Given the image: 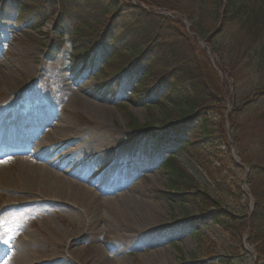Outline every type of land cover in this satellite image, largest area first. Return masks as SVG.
I'll list each match as a JSON object with an SVG mask.
<instances>
[{
    "label": "rangeland",
    "instance_id": "374dc122",
    "mask_svg": "<svg viewBox=\"0 0 264 264\" xmlns=\"http://www.w3.org/2000/svg\"><path fill=\"white\" fill-rule=\"evenodd\" d=\"M27 22L28 19L13 20L0 29V114L4 112L7 119L17 115L21 118L18 126L28 125L26 130L10 131L22 134L24 140L18 142L15 135L9 134V142L0 144V152L5 155L0 161L4 165L0 173V197L8 191L5 186L28 190L14 153L28 150L30 145L41 157L56 163L52 169L67 168L74 181L83 180L86 175L92 181L103 179L104 186L114 189L111 194H101L103 198L129 192L140 204L158 212V227L153 233L129 235L125 242H117L116 225L105 205H84L72 198L66 200L65 206L45 205L40 200L32 204L36 198L26 196L11 202L12 208L3 210L7 202L1 200L0 215L7 217L10 226L5 230L6 224L0 222V237L18 247L3 253L0 263L9 260L12 264H141L140 257L163 249L169 254L167 264H255L256 254L246 251H238L235 256L229 254L228 237L206 221L195 203L169 194L170 182L162 163L150 154L152 133L164 121L159 111L149 115L144 107L127 102L122 94L123 76L103 77L96 69V61L89 70L82 67V61L72 64L69 44L60 51L44 49L40 45L41 36ZM51 28L52 24L47 23L45 30ZM209 52L215 65L219 58L212 49ZM251 79L239 89L238 100L253 86L264 84V74ZM221 81L232 97L235 82L223 73ZM230 96L229 107L233 103ZM248 116L249 113L245 114L242 122ZM131 118L138 126H133ZM211 118L214 122L219 120L216 115ZM2 126H6V121ZM232 139L229 134L227 144H234ZM176 159L204 191L220 197L194 161L182 153H176ZM234 172L241 185L245 168ZM221 200L223 209L229 212L238 214L243 209L244 203ZM28 235L35 239L26 247L15 241L16 236L28 239ZM202 241L214 249L213 257L207 255ZM153 259L152 264H160L158 257Z\"/></svg>",
    "mask_w": 264,
    "mask_h": 264
},
{
    "label": "trees",
    "instance_id": "16d2710c",
    "mask_svg": "<svg viewBox=\"0 0 264 264\" xmlns=\"http://www.w3.org/2000/svg\"><path fill=\"white\" fill-rule=\"evenodd\" d=\"M138 1L193 21L191 32L219 56L222 72L235 82V94L230 96L209 57L181 21L129 0H0V29L13 20L28 19L27 25L41 36L45 49L60 51L69 44L72 64L82 61L88 69L96 61L103 77L124 75L122 93L127 102L144 107L149 115L158 110L164 118L152 133L150 154L162 163L169 194L195 203L206 221L228 237L229 254L245 252L247 237L257 255L255 264H264V84L253 86L238 100L239 89L252 76L264 74V0ZM49 21L55 23L52 32L44 31ZM253 92L258 94L249 102ZM229 96L234 103L228 116L230 135L249 170L252 212L234 172L241 167L227 144ZM247 113V121L242 122ZM211 115L219 120L214 122ZM131 121L138 126L134 118ZM176 153L194 161L220 197L204 191L180 165ZM221 198L244 203L243 209L238 214L229 212ZM202 244L213 257L214 249Z\"/></svg>",
    "mask_w": 264,
    "mask_h": 264
},
{
    "label": "bare ground",
    "instance_id": "6f19581e",
    "mask_svg": "<svg viewBox=\"0 0 264 264\" xmlns=\"http://www.w3.org/2000/svg\"><path fill=\"white\" fill-rule=\"evenodd\" d=\"M2 113V112H1ZM4 112L0 114V144L3 145L10 140L8 132L3 128L2 124L7 119L3 116ZM14 114V113H13ZM17 119L14 121H20L17 115H12ZM18 123V122H17ZM15 123V124H17ZM16 139L18 142L24 140L22 134H17ZM14 158L20 164V169L23 171V185L27 187L28 190H17L8 189L4 192V195L0 197V201H6V206H3V210H8L14 206L11 202L20 201L26 196H30L35 199V202H42L43 204H57L65 206L66 200L79 201L84 205H94L99 204L100 206L105 205L106 210L112 217L115 229H114V240L117 242H125L129 235L140 236L143 234H149L155 232L158 227V212L153 208L149 207L147 204H140L136 198H133L129 192L119 193L114 197L103 198L101 194H111L114 189L112 187L103 185V179H98L97 181H92L91 176L86 175L79 181H74L70 179L73 174L67 171V168L58 167L62 173L57 172L52 169L55 168V162H49L43 156L41 157L37 152L30 149L28 145V150L20 149L15 151ZM3 153L0 152V161ZM3 162H0V173L3 172ZM52 167V168H51ZM93 179V178H92ZM91 182V184H89ZM95 186V188H90L89 186ZM93 186V187H94ZM107 188V189H106ZM98 191V192H97ZM8 194L9 197H8ZM42 199V200H41ZM40 200V201H39ZM9 204V205H8ZM12 204V205H11ZM21 204L22 203H18ZM132 205V206H131ZM74 208V209H73ZM73 211L79 213V209L73 207ZM0 222H4L3 228L7 230L10 226L7 217L0 215ZM18 236V235H17ZM15 237V241L18 240L22 243V246L26 247L34 241L33 235H28V239H21L20 237ZM36 243V242H35ZM18 247L14 245L11 240L4 241L0 237V256L3 253H7L8 250ZM158 257V263L167 264L169 260V254L163 249L155 250L146 255V257H140L141 264H152L153 258ZM0 264H12V261H2ZM114 264V263H113ZM117 264V263H115Z\"/></svg>",
    "mask_w": 264,
    "mask_h": 264
}]
</instances>
